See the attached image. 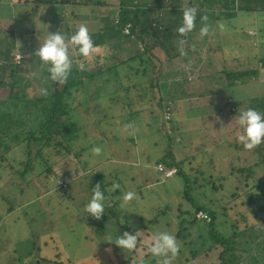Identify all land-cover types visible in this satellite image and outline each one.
I'll use <instances>...</instances> for the list:
<instances>
[{
    "label": "trees",
    "instance_id": "trees-1",
    "mask_svg": "<svg viewBox=\"0 0 264 264\" xmlns=\"http://www.w3.org/2000/svg\"><path fill=\"white\" fill-rule=\"evenodd\" d=\"M116 1L117 3L114 5L117 9L111 10L116 15L115 23L109 16L104 17L102 21H105L106 27H110L114 31L117 44L126 48L125 44L131 42L132 47L126 49L128 55L124 60L115 61L104 70V77L99 79L100 84L94 85L93 81L99 77L87 75L86 72L78 70L77 66L72 63L71 71L63 84L50 81L48 72L43 71L40 73V81L43 80V77L44 81H36V90L32 92L28 82H22L24 72L32 69V66L29 65L30 59H22L17 65L9 61L7 56L0 57L6 61L4 62L6 65H2L1 68H8L7 77H3V80H6L1 81L2 85L8 87V91L2 98L0 97V180L8 181L11 174L17 175L22 181L21 185H25L24 188L20 189L21 192H24L30 185V181L25 182V178L26 176L33 177V170L35 169L42 170L37 175L46 179L50 178V174L60 176L58 172L53 170L57 166L55 157L66 159L71 156L78 167L83 166L89 158L96 163L86 167L90 168L91 176L87 184H82L81 192L83 194L77 192L71 194L69 198L66 196L65 198H68V203H71L72 200L80 202L75 208V210H79L81 203L87 204L91 196V188L97 183L100 185L106 197L104 203L110 204L109 207L105 208L100 219L92 218L90 221L91 225L94 224L93 220L99 221L96 224L97 232L103 235V231L108 229L112 235L111 240H114L117 235L125 231L134 232L137 229L143 235L150 236L152 234L150 230H153L150 228L152 225L160 226V231H166L171 226L170 214L172 212L170 206L161 201L158 191L154 190L159 187L149 189L152 195L151 200H149L143 196V193L146 192L143 185L148 179H139L137 182L136 178L133 177L143 175V173H139L140 170L136 168L138 166L135 165L134 160L141 159L145 163L146 157L143 153L137 157L134 156L130 148L134 147L136 138H133V134H129V132L138 134L142 132L144 135L142 127L140 129L138 127L148 118L150 123L147 126L152 134L143 136L140 141L146 144L148 148L152 147L153 144L156 149L160 150L154 162L155 171L162 179L174 175L175 180L181 181L185 201L193 210L187 211L178 207L176 218L179 219V222L178 231L175 235L176 240L183 235L188 226L197 227L196 213L202 212L208 217V221H205L207 223V237L201 239L203 238L201 237L202 232L198 236V243H196V238L195 241L188 244L192 256L200 255L206 249L202 255L208 258L212 247L218 246L221 249L217 255L219 264H235L232 261H235L238 251L245 254V261L241 264H264V143L252 150H245L235 139L236 135L239 134L238 124L234 125L233 130L230 129V126L224 127V130L234 131L235 134L228 140H224L218 148H224L229 153H235L237 162L244 163L243 161L246 160L248 164L241 166L239 164L236 167L231 164L226 176L213 177L207 172V168L210 169L212 164L205 161V152L183 159H177L172 154L171 144L175 143V140L170 138V135H165L166 132L164 136L160 135V131L157 129V121L160 118L152 112L153 108L161 107L163 115L169 114L170 117L167 122L170 123L172 118L168 108L170 103H165L164 107L161 106L163 100L161 90L170 84L166 82L167 79L176 78L179 75L184 78L192 72L198 75V79L209 76L212 89L207 92H217L219 95L228 93V98H226L223 106L229 107L230 112H235H229L231 116L236 117L237 112L249 107L264 113V93L250 99H241L236 93L238 89L235 85L239 80H242L243 84L249 82L245 77L247 72L239 76L241 79L229 77L232 73L240 72L239 65L234 62H239V60L232 59L234 60L233 70L224 66L223 70H215L212 73L210 69L212 64H216L217 59L214 61L215 58L212 60L211 57L217 52L211 43H202V40L205 42L208 35L203 38L199 37V28L203 23L208 24L209 34L218 32L215 36L218 42V38H222L221 31L232 34V31L240 29V23H245L249 27H256L253 21V16L256 15V36L264 38V0H194L195 3L192 4V0H189L187 6L190 4L191 7L196 6L195 26L191 32L183 36L176 31L181 23L182 6L184 5L182 0H156L151 5L147 4L148 6L145 2L143 5L144 3L137 0ZM22 5L24 7L30 6L36 12L40 7L46 10L51 8L54 11L64 7H78L93 13L94 9L101 11L100 8L111 4L106 0H24ZM150 7H157L163 13L160 18H156L155 22L146 18ZM113 14L109 15L113 16ZM201 17L207 19L202 21ZM242 28L247 29L244 26ZM122 30H126L127 33H122ZM90 37L96 46L105 43L99 31L91 33ZM180 40L184 41L183 54L180 52L181 46L178 43ZM218 53L223 56L224 51L220 49ZM76 58L80 60L82 57L76 54ZM193 62H196L195 66L192 64ZM178 63L185 65L186 70H181L177 66L175 73L174 71H164L165 68H172ZM160 79L162 80L160 81ZM110 83L114 85L112 89L109 87ZM215 86L218 89H214ZM41 88L47 89V95L40 94ZM168 93L170 99L175 98L171 91ZM100 98H103L102 102L99 101ZM93 99L95 101L91 102ZM210 106L212 107V105ZM215 109L220 112L222 107L217 106L214 107ZM93 123L95 124L94 130L88 131V127L92 126ZM189 123L193 124L195 121H189ZM98 128L100 129L98 130ZM170 130L172 131L171 135H174L177 130L173 123L169 125L167 133ZM122 134L125 135L121 138ZM177 134H179L178 131L173 137ZM139 138L141 137L139 136ZM143 139L144 141H142ZM94 145L101 147V154H94L91 151ZM162 147L165 148L163 153ZM226 150L225 153L227 154ZM100 163H103L112 177L113 173L116 176L121 175L119 179L109 181L102 174L95 173L98 172L97 166ZM236 174L237 176H235ZM70 175L67 171V176ZM127 176L129 181L126 179ZM121 178H124L122 183H120ZM232 179L233 181H229ZM58 180H56V186L64 191L65 195H69L66 180L65 182L61 180L63 183H58ZM82 180L84 181L83 178ZM227 180L230 185L232 183L234 185L231 199L239 201L237 205L230 204L232 202L230 200L231 202H227L223 206L225 209L223 211L224 216L228 213L235 214L230 225V229L234 230L229 235H225L224 232L217 229V217L213 208L200 203L196 197L191 195L192 191L207 187L215 196L214 192L220 189L216 186V182H219L218 186L221 187L225 185L224 183L228 185ZM113 184L118 185V187L114 189ZM15 185L20 184L13 185L16 189L20 188V186ZM166 185L163 182L161 187L164 186L166 189ZM130 190L135 191L136 198L123 202V193ZM144 198L147 200L146 203ZM0 200L1 206L4 204L5 207L3 206V208L6 211L0 215L2 230L6 223L15 228L20 225L29 229L26 234L28 236L18 240V243H21L17 244L18 248H14L16 259H12V263L9 264H73L70 256L61 262L62 256L66 255V250L71 246V243L64 234L54 233L52 226L48 225L51 221L49 222V218L39 207L37 200L29 198V203L21 207L19 212L14 210L13 203L7 198L0 195ZM219 200L218 198L216 200L218 204ZM161 202L163 208L148 211L149 207ZM9 214H15V217L10 221L5 218ZM63 215L62 219L67 217L72 220L76 212H67ZM85 215L88 214L85 212ZM182 216L183 218H181ZM120 219L124 221L123 224L120 223ZM70 220L66 224L69 235L72 234V229L76 226L80 225L82 229L86 226L84 217L74 222ZM52 224L58 225L57 223ZM42 227L44 230L41 229ZM23 231L26 230L23 229ZM1 234H4V231H1ZM207 239L211 243L203 244ZM62 240L64 246L61 247ZM144 241L142 238L140 244ZM197 244L203 245L199 247ZM108 245V243L103 244V246ZM138 247L132 251L122 252L120 250L123 256V264L125 261H127L126 264H159V257H152L147 251L139 250ZM1 248L3 249V246L0 247V250ZM175 261L177 260L174 258L171 264H174ZM114 264L120 263L118 261Z\"/></svg>",
    "mask_w": 264,
    "mask_h": 264
},
{
    "label": "rangeland",
    "instance_id": "rangeland-1",
    "mask_svg": "<svg viewBox=\"0 0 264 264\" xmlns=\"http://www.w3.org/2000/svg\"><path fill=\"white\" fill-rule=\"evenodd\" d=\"M106 1L111 5L100 8L101 11L94 9L93 13H90L89 11L79 9L78 7H64L55 11L51 8H48V11V9L46 10L43 7H40L36 12L33 11L30 6L24 7L22 5L24 0H0V57L2 58L3 56H7L9 61L17 65L22 59H30L29 65L32 66V69L26 70L24 72L23 81L21 78H19V80H21L23 83L28 82L32 92H35L37 87L36 81H40V73L47 71V68L32 55L34 50L40 43L44 41V39H46L47 32L55 33L60 31L67 37L70 36L81 24H84L87 26L89 34L99 31L100 36L104 38L105 43L103 45L97 46L95 51L90 54L88 58L82 57L80 60L76 58V54H78L76 49L71 44H69V55L73 60V64L77 66L78 70H83L87 73V75L91 74L95 77H99L98 79L93 80L94 85H97L98 83L100 84L99 79L104 77V70L108 66H111L115 61L118 62L124 60L128 55L126 49H130L132 47L130 44L131 42L125 44L126 48L121 46V44H117L115 42L116 37L114 31L112 28L106 27L105 21H102L104 17L109 16L111 17V20H113V23H115L116 15L113 14L111 10L116 8L114 4L117 3V1ZM137 1H141V3L145 2L146 6H148L156 0ZM251 1L250 3H252ZM188 2L189 0H182V4H184L182 9L191 7V4L195 3V1L192 0L190 6H187ZM145 3L143 5H145ZM194 8H196V6H194ZM109 14H113V16ZM162 15L163 13L160 11V9L157 7H150L146 18H148L151 22H155L156 18H160ZM256 19L257 16H253V21L255 22L254 26L256 27H249L245 23H240V29L232 31V34L222 33L221 31L222 38H218L221 40L220 42L218 40L219 43L215 37L218 32H212L208 34L205 42L202 40V43H211L213 49L217 52L215 54L217 57L215 55L211 57L212 60L215 58L214 61L217 59L216 64H212L210 69L212 73L215 70H223L224 66L229 70H233V58L239 60V62H234L239 65L240 72H236V74L232 73V75L229 77L241 79L239 76H242L244 72H247L245 77L249 80V82L243 84V82H241L242 80H239L235 85V87L238 89L236 93H238V96H240L241 99H250L254 96L264 93V38H260L258 35L256 36ZM242 26H244V28H249H247L246 31L242 28ZM116 31L118 32V29ZM122 33L126 34L127 31L122 30ZM220 49L221 51H224L223 56L218 53ZM1 58L0 97L2 98L8 91V87H5L1 83V81L7 77L8 68H1L2 65H6L4 63L6 61H3ZM192 64L195 66L196 62H193ZM181 65L182 64L178 63L172 68H165L164 71H174L175 73L177 66H179L181 70H186L187 67L185 65ZM207 70L209 71V69ZM33 73H35V75H33ZM197 77L198 75L196 73L193 74L191 72L184 78H181L179 75L176 78L172 77L171 79L166 80V82L170 84L167 88L163 87L161 90V97L163 99L161 101V106L164 107L165 103H170L168 105L172 117L170 123L167 122L168 118L170 117L169 114L163 115L164 113L161 107L155 109L153 108L152 112L156 116H159L160 120H162L161 122L160 120L157 121V129L160 131V135L162 134L164 136V133L166 132L165 135H170V138H174L173 140H175V143L171 144V152L177 157V159L188 158L195 154H201L205 152V161L212 164L210 169L207 168V172L213 177H224L227 175L231 164L236 167L237 165L239 166V164L240 166L244 164L247 165L248 161L244 160V163H239L235 159V153H229V151L224 148H218V146L222 145L224 140H228L232 137V135L235 134L233 133L234 131L224 130L223 128L230 126V129L232 128L233 130L234 125L237 123L236 117L229 114V107L223 106L226 98H228V93L225 95H219L217 92H207L208 90L212 89L210 86L211 80L208 78L209 76H205L203 79H198ZM161 80L162 79H160V81ZM172 80L173 82H171ZM42 81H44V77L40 82ZM109 87L112 89L114 85L110 83ZM215 87L216 88L214 89H218L217 86ZM28 91L30 92V90ZM168 91L172 92L175 97L174 99H170ZM94 101L95 100L93 99L91 102ZM99 101L102 102L103 98H100ZM210 105H212L213 108ZM217 106L222 107L220 112H218L217 109L214 110V107ZM189 121H195V123L190 124ZM220 122L222 124H219ZM149 123L150 120L146 118L145 121H143V124L138 127V129L142 127L144 135L142 132L141 134L135 132L131 133V131L129 132V134H133L132 137L136 138L135 140L137 141H135L134 147L130 148L131 151H133L134 156L137 157V155L139 156L143 153V155L146 157L145 163H143L141 159L138 161L134 160L135 165L138 166L136 168L139 169V173H143V175L139 177L138 175H135L133 177L136 178L137 182L139 179H148L145 180L143 185V189L146 191L143 193V196L147 197L149 200H151L152 196L149 189L159 187L158 189L154 190L158 191L161 201L166 202V204L170 206L172 212L170 214L171 226L168 227L166 231L176 235V232L178 231L177 225L179 222V219L177 220L176 218V214H178V207H180L182 210H193L189 207V203L185 201L186 199L182 193L181 181L177 179L175 180L174 175L170 178L162 179V177L155 171L156 165L154 162L158 157L160 150L158 148L156 149L155 145L153 144L152 147L148 148L146 144L140 141L143 136L152 134V131L149 130L147 126ZM171 123H173L175 129H177L176 131L179 132V134H177L175 137L173 136L176 134V131L174 135H171V130L169 133H167ZM94 128L95 124L93 123V125H90L87 130H94ZM99 129L100 128H98V130ZM123 135L125 134H122L121 138L124 137ZM139 136L141 138H139ZM142 141H144V139ZM164 147H162V153L164 152ZM225 150L227 154L225 153ZM54 159L57 160V166H55L53 170L54 172H58L60 176L48 174L50 178L48 177L49 179H46L43 176L39 177L37 175V173L42 170L35 169L33 170V177L26 176L25 178V182L30 181L28 189H25L24 192H21L20 189L24 188L25 185H21L22 181L17 175L11 174L9 177L10 180H0V195L13 203L12 205L14 206V210H17V212H19L21 207L29 203V198L35 199L39 202L38 205L42 211L46 213V216L49 218V222L51 221L52 223L58 224L57 226H54L51 222L48 224L52 226L54 233L57 232L59 235L64 234L66 239L71 243V246H69L68 250H66V255L62 256L61 262L67 260L68 256H70L73 260V264H114L118 261L120 264H123V256L120 253V249L114 244L108 242L112 236L111 232L108 229H105V231H103L105 234L103 233V235H101L99 232H97L98 230L96 224L99 223V221L93 220L94 224L91 225L90 221L92 217L89 218L87 215H85V204L81 203V208L79 210H75L77 203L80 202L72 200L70 201L71 203H68L67 200L71 194L81 192L83 189L82 184H87V181L91 176L89 173L90 168L86 167L95 164L96 162L91 161L88 158L83 166L78 167L77 163L72 159L71 156H68L66 159H59L58 157H55ZM67 171L71 174L69 177L67 176ZM97 171L98 172L95 173L102 174L104 177H107L109 181H114L116 178L119 179L121 176H116V174L113 173L112 177L103 163H100V165L97 166ZM124 174L126 175V173ZM145 174L147 175L144 176ZM235 176H237V174ZM58 179H61L64 182L66 180L68 184L67 188L70 193L69 195H65V192L56 186V180ZM126 179L128 180L129 177L127 176ZM61 180H58V183H63ZM229 181H233V179ZM229 181L227 180L228 185L224 183L225 185L221 187L218 186L219 182H216V186L220 189L214 192L215 196H213L212 191L207 187L191 192L192 197H196L197 201L213 208L217 217V229H219L221 232H224L225 235H229L230 232H233L234 230L230 229V225L232 224L231 220L234 218L235 214L228 212V214H225V216L223 214V211H225L223 206L232 200L231 193L233 192L234 185L233 183L230 185ZM122 182H124V178H121L120 183ZM163 182L167 184L166 189L164 186L161 187ZM14 184H20L15 185L20 186V188L16 189V187H13ZM65 196L68 198H65ZM217 198L220 199L219 204L216 201ZM144 200L142 201L146 203L147 200L145 198ZM162 202L152 205L149 207V210H147L151 212L161 207L163 208L164 206ZM109 204L110 203L105 204V208L109 207ZM140 204L138 205L141 206ZM230 204L238 205L239 201L237 199L232 200ZM3 206H1L0 200V215H3V213L6 212ZM67 212H76V215L73 216L74 218L72 217V220L67 217L62 219L61 217L64 216L63 214ZM197 214L198 212L196 213V218ZM13 217H15V214H9L5 216L8 221L12 220ZM82 217L85 219L86 226H84L83 229L80 228V225L76 226L72 229L71 235L67 234V222H69V220L74 222L78 219H81ZM185 217L188 218L187 215H185ZM181 218H183V216ZM207 220L208 219H197V227L188 226L186 230H184L183 235L177 240L180 250H178V253L175 256V260L177 261L173 262L174 264H219L217 262V255L221 249L218 246L212 247V249L209 251L210 256L208 258L202 255L206 249H204L200 255L192 256V251L188 247V244L192 241H195L194 239L196 238V243H198V236L200 233L203 232V235L201 236L203 238L201 239L207 237V223L205 222ZM161 224L164 223L161 222ZM2 226L3 225L1 224L0 247L3 246V249L1 248L0 250V264H9L12 263V259H16L14 250L18 248L17 244L21 243H18V240H21V238H26V236H28L26 234L29 229L25 226L21 227L20 225H17L16 229L15 227L6 223V225H4V229L2 230ZM150 228L154 230H150L152 231V234L154 232L160 231V226L152 225ZM23 229L26 231H23ZM41 229L44 230V227ZM1 231H4V234H1ZM86 238L87 240H85ZM14 242L16 243L14 244ZM102 243H108L109 245L103 246ZM208 243H211L208 239L203 242V244ZM62 244H60L61 247L64 246L63 240ZM199 244H197V246H199ZM138 249L143 250L144 252L147 251L145 241L139 245ZM49 253L50 252L48 250V254ZM244 255L245 254L241 253V251L236 252L235 261L232 262L235 264L244 263ZM126 262L127 261H125L124 264H126Z\"/></svg>",
    "mask_w": 264,
    "mask_h": 264
},
{
    "label": "clouds",
    "instance_id": "clouds-1",
    "mask_svg": "<svg viewBox=\"0 0 264 264\" xmlns=\"http://www.w3.org/2000/svg\"><path fill=\"white\" fill-rule=\"evenodd\" d=\"M206 17H201V20H206ZM196 9L194 7H186L181 13V23L176 31L183 36L192 31L195 26ZM200 37L209 34V26L203 23L199 28ZM180 52L183 54L184 41H178ZM69 44H71L77 53L84 58H88L92 54L96 45L90 37L89 30L86 25L81 24L70 36H65L60 31L48 33L47 37L34 50L32 55L44 64L47 68L48 79L53 82L63 84L72 68V60L69 55ZM35 75V73H33ZM41 95H47V89H40ZM236 121L239 127V134L236 135V142L241 144L243 149L252 150L256 146L264 143V113L257 111L253 107H249L243 111L236 113ZM91 151L94 154H99L102 149L100 146H93ZM114 189L118 185L113 184ZM136 198L135 191H127L122 195V201L128 202ZM106 197L97 183L91 188V196L84 206L87 216L94 219H100L104 214ZM120 223L124 221L120 219ZM144 238L147 253L152 257H159V264H171L179 250L174 234L168 231H157L150 236L143 235L139 229L134 232L125 231L115 237L114 240L108 242L114 244L117 248L123 251H132L137 249L141 239Z\"/></svg>",
    "mask_w": 264,
    "mask_h": 264
},
{
    "label": "built area",
    "instance_id": "built-area-1",
    "mask_svg": "<svg viewBox=\"0 0 264 264\" xmlns=\"http://www.w3.org/2000/svg\"><path fill=\"white\" fill-rule=\"evenodd\" d=\"M197 218L198 219H202V220H204V219H208V217H207V215L206 214H204V213H202V212H198V214H197ZM208 221V220H207Z\"/></svg>",
    "mask_w": 264,
    "mask_h": 264
}]
</instances>
